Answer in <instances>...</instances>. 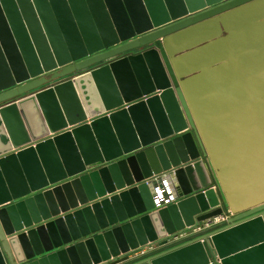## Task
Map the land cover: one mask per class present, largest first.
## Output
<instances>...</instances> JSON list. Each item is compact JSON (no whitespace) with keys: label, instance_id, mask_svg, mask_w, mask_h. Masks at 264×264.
<instances>
[{"label":"water","instance_id":"95a60500","mask_svg":"<svg viewBox=\"0 0 264 264\" xmlns=\"http://www.w3.org/2000/svg\"><path fill=\"white\" fill-rule=\"evenodd\" d=\"M0 264H264V0H0Z\"/></svg>","mask_w":264,"mask_h":264},{"label":"built area","instance_id":"2783aa9c","mask_svg":"<svg viewBox=\"0 0 264 264\" xmlns=\"http://www.w3.org/2000/svg\"><path fill=\"white\" fill-rule=\"evenodd\" d=\"M162 178H164V181L167 180L168 181V185L165 183V189L167 190V192H165L164 190H159V194H160V201H158L159 203H162V205L164 204H168L170 202V200L168 199V197L166 196L168 193L169 195L172 197L171 199H175V196H174V193L173 192V189H172V186H171V183L169 181L168 178H166V176H162ZM167 193V194H166ZM160 205V204H159ZM231 214H224V215H221L219 217H217L214 221H213V225L215 224H220V223H223L227 220L228 217H230ZM212 224H209L207 222H205V224L202 226V225H197L195 226L192 230L186 232V233H180L178 234L177 236H169L168 237V243L172 242V241H175L177 239H180L188 234H191V233H194V232H197V231H200V230H203L204 228L206 227H209L210 225ZM154 247L156 246H151L149 249H153ZM146 251V249L144 250H139V251H135V252H131L129 254V257L132 258V257H135L137 255H140L141 253H144Z\"/></svg>","mask_w":264,"mask_h":264},{"label":"bare ground","instance_id":"6f19581e","mask_svg":"<svg viewBox=\"0 0 264 264\" xmlns=\"http://www.w3.org/2000/svg\"><path fill=\"white\" fill-rule=\"evenodd\" d=\"M167 185L169 184L167 180L164 181ZM167 191V190H166Z\"/></svg>","mask_w":264,"mask_h":264}]
</instances>
